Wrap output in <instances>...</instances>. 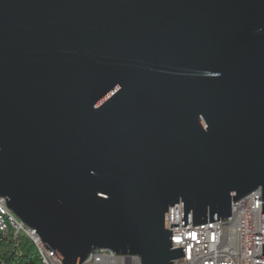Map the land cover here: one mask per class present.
<instances>
[{
    "label": "water",
    "instance_id": "obj_1",
    "mask_svg": "<svg viewBox=\"0 0 264 264\" xmlns=\"http://www.w3.org/2000/svg\"><path fill=\"white\" fill-rule=\"evenodd\" d=\"M258 190L264 264V0H0V197L64 264Z\"/></svg>",
    "mask_w": 264,
    "mask_h": 264
},
{
    "label": "built area",
    "instance_id": "obj_2",
    "mask_svg": "<svg viewBox=\"0 0 264 264\" xmlns=\"http://www.w3.org/2000/svg\"><path fill=\"white\" fill-rule=\"evenodd\" d=\"M255 192L232 204L231 217L201 226L173 227L172 245L183 248L182 259L175 264H263L253 257L256 243H263L258 236L263 219L255 217ZM0 209L8 214L4 198L0 197ZM16 224L14 241L26 238L34 246L48 250L36 231L24 225L14 214H8ZM5 233V230L2 229ZM215 236V239H213ZM6 241H0V245ZM51 264H64L54 251H49ZM1 264H6L0 260ZM85 264H140L138 258L120 257L104 251H96Z\"/></svg>",
    "mask_w": 264,
    "mask_h": 264
},
{
    "label": "bare ground",
    "instance_id": "obj_3",
    "mask_svg": "<svg viewBox=\"0 0 264 264\" xmlns=\"http://www.w3.org/2000/svg\"><path fill=\"white\" fill-rule=\"evenodd\" d=\"M255 217L258 219H263V203H262V191H255ZM4 206L7 209L8 214H14L7 207V201L4 198ZM7 213L2 212L0 209V241L5 239L8 236H15L16 224L11 223V218ZM2 229L5 230V233L2 232ZM258 236L259 238H263V224H261V228H258ZM38 256L41 259L42 264H51V258H49L48 250H45L42 247L35 246ZM253 257L257 260H263V243H256L255 249H253Z\"/></svg>",
    "mask_w": 264,
    "mask_h": 264
},
{
    "label": "trees",
    "instance_id": "obj_4",
    "mask_svg": "<svg viewBox=\"0 0 264 264\" xmlns=\"http://www.w3.org/2000/svg\"><path fill=\"white\" fill-rule=\"evenodd\" d=\"M0 260H4L6 264H42L30 240L20 238L14 241L12 236H8L6 241L0 245Z\"/></svg>",
    "mask_w": 264,
    "mask_h": 264
},
{
    "label": "snow or ice",
    "instance_id": "obj_5",
    "mask_svg": "<svg viewBox=\"0 0 264 264\" xmlns=\"http://www.w3.org/2000/svg\"><path fill=\"white\" fill-rule=\"evenodd\" d=\"M213 239H215V236H213Z\"/></svg>",
    "mask_w": 264,
    "mask_h": 264
}]
</instances>
